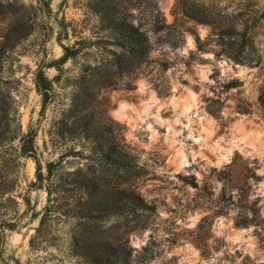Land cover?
<instances>
[{"label": "rangeland", "instance_id": "1", "mask_svg": "<svg viewBox=\"0 0 264 264\" xmlns=\"http://www.w3.org/2000/svg\"><path fill=\"white\" fill-rule=\"evenodd\" d=\"M123 21L150 42L133 73L113 42ZM64 45L80 51L45 66L42 110L35 70ZM30 127L44 171L95 169L118 187L95 201L121 203L133 187L152 208L69 219L75 192L58 176L32 185L36 158L20 154ZM107 143L116 162L100 165ZM79 251L264 264V0H1L0 264H100Z\"/></svg>", "mask_w": 264, "mask_h": 264}, {"label": "trees", "instance_id": "2", "mask_svg": "<svg viewBox=\"0 0 264 264\" xmlns=\"http://www.w3.org/2000/svg\"><path fill=\"white\" fill-rule=\"evenodd\" d=\"M1 2V0H0ZM50 6V5H48ZM113 26V38L115 45L119 46L123 52L128 53L132 56L129 72H135V68L138 64L146 60V55L148 53L150 42L147 33L142 29L140 24H135L133 22L123 21L118 24L116 22ZM27 34L23 30V35ZM9 48L14 46L13 44H7ZM64 53L50 61L48 64H40L35 70L34 82L36 90L42 95L43 105L42 110L47 108V104L51 100L52 90H53V79L48 76L46 73L45 66H56L60 69L61 65L68 61L70 58L77 55L80 51L79 47H74L70 45H64ZM115 54L120 55L117 51ZM119 62V59H118ZM38 130L36 128H29L27 132L24 133L21 140V156H33L36 158L37 167H36V179L33 181L32 185L36 187L45 186V181L47 179H52L53 176H58V179L61 180V185L63 189H71L75 192V196L72 198V202L68 203L69 208L66 211V215L69 219H75L76 221L82 219H94L99 218L102 215V212H111L124 213L130 211H136L137 209H148L152 208V205L145 200V198L136 191L133 187H128L129 194L121 201V203H107V199L103 200H94L99 193H105L106 191H111L118 188L114 182L111 180H97L95 174H90L91 172L95 173V169L89 168L87 171L82 168L77 170L68 171L69 174H73L74 177L67 176L63 170L60 168L61 160L54 161L49 160L46 163V171L40 159L38 158V151L36 145V137ZM86 136L92 140L100 143V139H97L96 134L90 132L86 133ZM100 146V145H99ZM117 150V146L114 144L107 143L106 146H102L99 149L98 156L96 157L100 165L116 162L112 153ZM119 164H125L119 162ZM58 168V170H57ZM48 190L51 191V188L48 186ZM101 197V196H100ZM44 219L42 218L41 223ZM78 223V222H77ZM8 228L14 229V223H9ZM82 256H86L88 260L99 261L100 264H113L118 262L127 263V257L121 258L120 255L114 253H105L101 257H92L87 251H79ZM117 256V259L116 257Z\"/></svg>", "mask_w": 264, "mask_h": 264}, {"label": "bare ground", "instance_id": "3", "mask_svg": "<svg viewBox=\"0 0 264 264\" xmlns=\"http://www.w3.org/2000/svg\"><path fill=\"white\" fill-rule=\"evenodd\" d=\"M252 134V133H251ZM250 135V134H249ZM251 138V137H250ZM262 138V137H261ZM259 140V139H258Z\"/></svg>", "mask_w": 264, "mask_h": 264}]
</instances>
